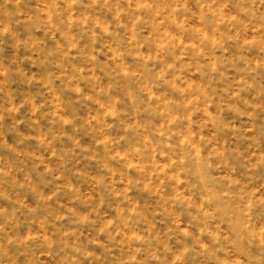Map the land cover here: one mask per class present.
<instances>
[{"label":"rangeland","instance_id":"374dc122","mask_svg":"<svg viewBox=\"0 0 264 264\" xmlns=\"http://www.w3.org/2000/svg\"><path fill=\"white\" fill-rule=\"evenodd\" d=\"M0 264H264V0H0Z\"/></svg>","mask_w":264,"mask_h":264}]
</instances>
